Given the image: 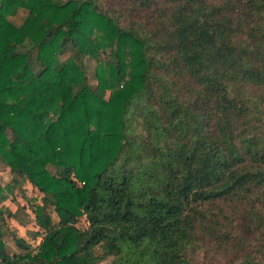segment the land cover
I'll return each instance as SVG.
<instances>
[{
	"label": "trees",
	"instance_id": "1",
	"mask_svg": "<svg viewBox=\"0 0 264 264\" xmlns=\"http://www.w3.org/2000/svg\"><path fill=\"white\" fill-rule=\"evenodd\" d=\"M0 162V264H264V0H0Z\"/></svg>",
	"mask_w": 264,
	"mask_h": 264
},
{
	"label": "rangeland",
	"instance_id": "2",
	"mask_svg": "<svg viewBox=\"0 0 264 264\" xmlns=\"http://www.w3.org/2000/svg\"><path fill=\"white\" fill-rule=\"evenodd\" d=\"M28 13V10L22 7H19L16 14L10 18L16 22L20 23L23 17ZM124 54V63L122 71L116 79V88L110 90V93H124L128 92L132 86H134L135 79L134 74L138 70V66L135 63L137 56V50L133 46L129 48L128 46L123 49ZM86 65L88 70L89 82L92 86H95L98 83V77L96 75V67L98 65L96 59L87 58ZM106 97L109 95V91H106ZM47 168L54 173L55 167L48 165ZM11 180V175L8 171V168L0 162V186H5ZM15 185V183H13ZM14 191L17 192V195H14ZM12 192L3 191V201L2 205L13 212L10 216H7V226L3 228L4 240L7 242L9 248L16 250L12 237L17 235L25 238L33 247H36L38 236L35 234V229L33 225V217L29 212V205L33 204L34 199L38 200V194L35 190L31 189V186L28 182H20V187L16 188ZM47 210L51 212L52 217L56 220L57 216L52 211V208L47 207ZM110 258H107L97 264H108Z\"/></svg>",
	"mask_w": 264,
	"mask_h": 264
},
{
	"label": "crops",
	"instance_id": "3",
	"mask_svg": "<svg viewBox=\"0 0 264 264\" xmlns=\"http://www.w3.org/2000/svg\"><path fill=\"white\" fill-rule=\"evenodd\" d=\"M13 249V248H12Z\"/></svg>",
	"mask_w": 264,
	"mask_h": 264
}]
</instances>
